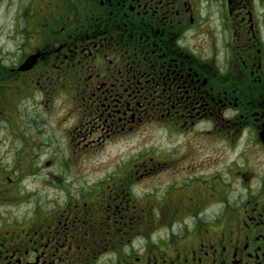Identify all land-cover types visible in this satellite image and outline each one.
<instances>
[{"label":"flooded vegetation","instance_id":"flooded-vegetation-1","mask_svg":"<svg viewBox=\"0 0 264 264\" xmlns=\"http://www.w3.org/2000/svg\"><path fill=\"white\" fill-rule=\"evenodd\" d=\"M3 1L16 7L7 37L19 41L14 61L0 53V91L15 85L19 118L36 122L26 96L37 108L56 95L84 128L79 141L158 131L172 146L117 168L123 177L94 203L28 211L9 200L40 155L0 160V264H264V0ZM155 160L204 174L206 194L146 215L131 178Z\"/></svg>","mask_w":264,"mask_h":264},{"label":"rangeland","instance_id":"rangeland-1","mask_svg":"<svg viewBox=\"0 0 264 264\" xmlns=\"http://www.w3.org/2000/svg\"><path fill=\"white\" fill-rule=\"evenodd\" d=\"M8 8L7 10L4 1L0 3V53L3 52L4 56L8 53V58L14 61L19 40L16 37L13 41L12 36L7 37V33L12 31V35H15L12 20L16 7L12 5ZM0 93V109H10L9 121L0 120V160L11 163L12 153L22 151H33L40 155L39 159L33 160L34 175L29 180L25 179L23 184L20 183L15 198L9 200L22 203L17 206L19 211L32 209L34 203H84L85 199L88 203H94L105 186L107 188L123 177L117 168L132 167L133 164L148 161L149 157L160 158L164 149L172 146L158 131L114 143L92 144L79 141L75 137L83 135L84 128L78 127L72 123V117L66 116L68 105L64 97L49 96L45 106L46 97L41 95V104L37 109L29 106L28 101L33 97L26 96L24 107L28 114L34 113L35 117L32 119L36 120L31 123L30 118H19L18 112L16 115V111L23 106L22 101L16 98L15 85H12L10 93ZM85 143L88 144L86 147ZM220 162L221 159L218 160V169L222 167ZM157 163L153 162L152 170L150 169L152 173L144 174L139 171L138 173L144 174L142 177L137 175L135 180L134 175L131 178L134 180L130 188L131 195L140 201L138 206L145 209L146 215H162L160 210L166 205L175 211L179 203H187L206 194L203 193L205 189L200 182L205 179L204 174L172 173L173 171L164 170ZM189 177L195 179L193 186H187ZM224 177L219 174L217 181ZM223 193L221 187L217 186L216 195Z\"/></svg>","mask_w":264,"mask_h":264},{"label":"water","instance_id":"water-1","mask_svg":"<svg viewBox=\"0 0 264 264\" xmlns=\"http://www.w3.org/2000/svg\"><path fill=\"white\" fill-rule=\"evenodd\" d=\"M29 60V61H28ZM21 68H28L32 65L33 60L29 58Z\"/></svg>","mask_w":264,"mask_h":264}]
</instances>
